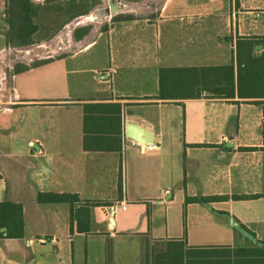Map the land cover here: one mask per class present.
<instances>
[{
    "label": "crops",
    "instance_id": "0c3cea01",
    "mask_svg": "<svg viewBox=\"0 0 264 264\" xmlns=\"http://www.w3.org/2000/svg\"><path fill=\"white\" fill-rule=\"evenodd\" d=\"M124 1L155 8L74 26L29 64L0 0V202L22 210L21 236L0 212V264H152L165 246L173 264H264V96H158L160 67L236 71L245 40L260 55L264 0Z\"/></svg>",
    "mask_w": 264,
    "mask_h": 264
},
{
    "label": "trees",
    "instance_id": "16d2710c",
    "mask_svg": "<svg viewBox=\"0 0 264 264\" xmlns=\"http://www.w3.org/2000/svg\"><path fill=\"white\" fill-rule=\"evenodd\" d=\"M45 3L48 0H44ZM71 0L67 5L69 9L74 7ZM61 7L51 8L56 17ZM41 13L47 14L45 4H37L32 0H5L4 9V35L5 43L11 47H22L35 42V34L39 30L36 22ZM82 11L73 10L56 27L55 31L69 22ZM87 27L75 29L73 36L80 38L86 33ZM47 59L38 60L32 64H40ZM27 68V65H15L14 70L19 71ZM159 91L161 99H184L197 98L204 94L213 97L233 98L235 91L238 97L264 96V51L260 55L252 54V46L249 41L237 45L236 71L232 64L214 66H183V67H160L158 70ZM254 102H259L258 100ZM57 197L53 193H38L39 202L52 201ZM208 198L186 196L185 202L203 201ZM3 207V208H1ZM0 212L6 221L7 231L10 235H22V210L20 204L8 201L0 202ZM181 247L176 248L180 254ZM172 251L169 246L160 248L152 254V264H173ZM148 261V251L146 252Z\"/></svg>",
    "mask_w": 264,
    "mask_h": 264
},
{
    "label": "rangeland",
    "instance_id": "374dc122",
    "mask_svg": "<svg viewBox=\"0 0 264 264\" xmlns=\"http://www.w3.org/2000/svg\"><path fill=\"white\" fill-rule=\"evenodd\" d=\"M37 4H45V8L47 10V14L40 12L36 22L39 25V30L36 32L34 36L35 42L26 46H22L19 50H16L14 54H16L19 60H23L32 64L38 60L45 59L47 56L53 55L58 56L62 53L60 50L61 43H67L70 40V33L74 26H82L87 27V30L91 27L98 26L102 23V20L98 21H84L77 22L80 17L88 15L91 11L105 6H111L112 3L117 5V12H112L110 16L112 18H118L119 13H124V16L131 15H141L142 10L146 11L149 9H154L155 4L150 7L145 4H134L130 9H123L124 0H76L73 2L74 7L67 6L71 0H48L46 3L44 0H32ZM116 1V2H113ZM57 7H61L59 12L54 18H47L49 15H53L51 12V8L56 9ZM73 10L82 11V14L75 16L73 19L63 25L60 29L55 31L56 27L62 20L67 16V14L71 13ZM84 18V17H83ZM107 20L110 18L106 17ZM92 20V18H91ZM86 21V22H85ZM77 22V23H76ZM12 55V57L14 56ZM11 54L9 55V57ZM11 58V57H10Z\"/></svg>",
    "mask_w": 264,
    "mask_h": 264
},
{
    "label": "bare ground",
    "instance_id": "6f19581e",
    "mask_svg": "<svg viewBox=\"0 0 264 264\" xmlns=\"http://www.w3.org/2000/svg\"><path fill=\"white\" fill-rule=\"evenodd\" d=\"M113 2H116V1H113ZM112 12L113 11L110 10L109 6H105V7H100V8H97V9L91 11L88 15L83 16L84 18L83 17L82 18L87 21V20H90V18H94L95 17L94 15H97V17H100L101 18L100 20H102V19L108 17Z\"/></svg>",
    "mask_w": 264,
    "mask_h": 264
},
{
    "label": "built area",
    "instance_id": "2783aa9c",
    "mask_svg": "<svg viewBox=\"0 0 264 264\" xmlns=\"http://www.w3.org/2000/svg\"><path fill=\"white\" fill-rule=\"evenodd\" d=\"M137 144H139V143L137 142ZM139 146H141V145L139 144ZM152 147H153L152 144H146V145H144L143 148L144 149H151ZM125 204L126 203L124 201H118V202L112 203L111 205L107 206V214L109 216H113L118 208L124 209Z\"/></svg>",
    "mask_w": 264,
    "mask_h": 264
},
{
    "label": "water",
    "instance_id": "95a60500",
    "mask_svg": "<svg viewBox=\"0 0 264 264\" xmlns=\"http://www.w3.org/2000/svg\"><path fill=\"white\" fill-rule=\"evenodd\" d=\"M111 11H116L117 10V5L115 3H112L110 6Z\"/></svg>",
    "mask_w": 264,
    "mask_h": 264
}]
</instances>
